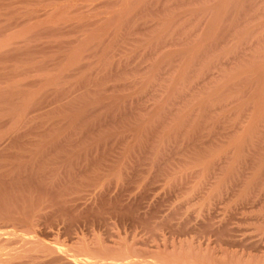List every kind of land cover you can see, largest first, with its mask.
<instances>
[{"label":"rangeland","instance_id":"374dc122","mask_svg":"<svg viewBox=\"0 0 264 264\" xmlns=\"http://www.w3.org/2000/svg\"><path fill=\"white\" fill-rule=\"evenodd\" d=\"M224 1L225 0H0V148L3 147L0 155L4 154V152H6L7 155L12 154L14 151L23 152L21 151L22 149L29 151L30 148L34 145V148L32 147V149L30 150L33 153L34 149H37L42 145L44 146L47 142L51 143L56 141H65L64 144H66L67 142L66 145H68V141H72L71 143L73 146L74 141L79 140L83 145L80 142L78 143L83 147H86L84 145L86 141H90L89 144L91 145V147L88 145V143L87 145L88 148L90 147L89 150H91L90 155L93 153L92 156H94L96 154L94 152L98 151L92 152V149L96 150L95 145L92 144H97L96 142H98L99 144V141H105V139L108 137L106 139H109L108 142L110 140H115L114 143H112V146L114 147L115 145L116 148L118 146L117 140H119V142L122 141L119 145H124L125 142L123 143V141H127V144L125 143L124 147H128V150L129 146L133 144L131 145V147L133 146L134 148V151L132 152L130 150L128 151L127 148H124L122 146V148L119 146V149H125L126 151L124 153L126 155L129 154L128 152H131L130 154L133 153L134 156H136L133 157L135 159L134 163L132 162L131 164H129L131 160L129 161L126 159L130 155H128V157L124 155V159V156L120 154L122 158L120 159L119 153H117L120 150H116L117 152L115 153H117L118 156L114 153L115 158L117 156L120 160L117 158V162H111L112 164L108 163V166L110 165V167L107 166L108 168L105 167V169H102L104 171L106 169V171H108L109 169V174H105L106 171L105 173L103 171V175H105L106 177H100V174L99 177L94 175L93 180L87 181V183H92H88V185L86 186L84 182L85 186H80L81 188H78V185H76L77 188H75L74 184L73 187L76 189L75 193L73 191V187H71L72 192H67L70 189L64 192H58V186L55 183H52L42 188H38L36 184V188L34 185L32 186V184L29 186L27 185L22 187L21 189L18 188V190H13V193L11 194L12 189L9 191L11 186L8 185V181L6 180L9 179V176L11 177L12 173L5 172V176L8 177V179H5L6 177L4 178L5 181H2L3 186L0 183V199L1 197L3 199L4 190L6 191L9 188L7 186H10L7 191L8 193L10 192V195H12L13 197L11 198L9 194L7 195L6 191V195L4 196V198L6 196H9V198L7 199L11 201L10 203V201L8 200V203L11 204L10 207L14 206L12 210L14 213H12L13 216H19L23 218L25 215L27 220H34V224H38V222H41L43 224V221H47V218L51 217V213H53L57 209L60 203L63 204L67 201H64L65 198L68 197L67 202H69V199L73 200L72 197H74V195L77 193L78 195L80 194V198L76 194L78 197H75L71 204H76L77 206H79V212L80 210L81 212H83V214L85 212L87 216L89 215L88 218H90V220H93L94 224L96 222L98 225L100 224V226H102L101 229L100 226H96V224L94 226L93 222H91V225H93H90L91 228L82 226L83 231H79L80 228L78 229L79 233L82 231V234L80 235H83L85 233L84 235L87 234L86 238L90 237L89 239L100 237L104 240H113L112 238H114L115 236L117 242L119 240V242H121V240L124 238L127 239V241H132V238L135 236L136 239L134 240L136 242L144 241L151 246L156 245V243H158V245H162L165 242L172 244L173 242L175 243V241V244L179 245L182 242L181 246L183 245L182 247L184 248V250L188 246L187 244H189V241H191L192 244V241L195 242V240H197L196 243L200 242L199 244L201 245V242H203V240L205 239V242L202 243V248H200L199 244H197L199 246H195L196 243L193 246L194 250L196 247L197 251L201 249L202 251H205L206 247H204V245H206L205 243L208 237H201L199 235L197 236V233H200L202 231L206 232V230H202L203 227H201V225H204L203 221L205 223L210 222L208 220L210 218V220L214 219L212 221V224L215 225L218 223H229V228L236 229L235 231L238 230L239 232L237 233L241 232L239 236H243L242 233H244L245 236H261V232L264 231V174H262L264 173V168H262L261 170L259 169L260 166H257L260 162L261 165L262 162L264 163V126L262 128V125H264V101L261 103L262 98H260L264 97V87L262 88V86L264 85V72L261 71V69H264V0ZM221 4L222 6L226 5V7H224L225 10L222 8V6H220ZM125 6H127L128 8H126ZM218 12H220L222 16H220ZM215 16H217V18ZM219 16L223 19L217 20L218 18H220ZM120 23L121 25H119ZM248 35L249 38H247ZM232 50L234 51V53ZM259 65H262L261 68ZM157 66L159 68H157ZM253 67L256 68L254 69ZM251 68L257 71L252 72ZM258 71L260 73H258ZM153 73H155V75H153ZM261 74L263 76H260ZM258 75L259 77H261L260 79L257 77ZM152 76L153 78L151 79ZM231 76L233 78L234 76H236L238 78L236 79V81L238 80V83H235L233 81V84H227L226 82L232 81ZM177 82L180 84L178 85ZM262 83L263 85H261ZM224 84H226L227 86H230V84H232L233 87H226V89L224 88ZM172 85L175 87H173ZM184 86L186 87L184 88ZM176 87H178V89L180 90H178ZM259 89L261 90V92H258L260 91ZM215 91L216 93H214ZM256 91L260 94L258 95ZM211 95H213V97ZM252 95L254 96L252 97ZM130 98L132 101L130 100ZM174 98L177 102L174 100ZM258 98L260 99L256 100ZM205 99L211 100V102H209L206 106H203L202 103ZM129 100L131 102H129ZM28 103H30V105ZM258 103L260 104V106H258L257 109ZM183 107L185 108V110ZM162 108H164V111ZM188 112L190 113V115L188 114ZM186 113L187 115H185ZM20 115L21 117L19 118ZM179 115L181 118L184 117V119L182 118L183 120H180L181 118L179 117ZM254 116H258L259 120ZM166 117L168 120L164 119ZM18 118L20 120H18ZM199 119L201 121L203 120L202 122L200 121V126L202 125L201 123H203V127H198L199 123H195V120L196 122H199ZM152 122L154 123L153 125ZM175 122L178 125V130H176L177 125L176 128L173 127L175 126ZM76 123L77 125H75ZM193 124L195 125L194 127ZM253 124L255 125V128L253 127ZM179 125H181V128L179 127ZM146 129H148L149 132L146 131ZM143 130H145L146 132ZM116 131L118 132V134ZM129 132H131V134ZM194 132L197 133L195 134ZM250 132H253L254 136H249L252 138H246L245 142H241L242 144L240 147H236V143L239 145L238 142L244 140L245 134L247 135ZM254 132H256V134ZM133 133L134 136H136L135 138L133 136ZM160 133L163 134V136H161ZM101 134L103 135L100 136ZM168 135H170L171 137H168ZM200 137L204 138L205 140L201 139ZM59 138H61V140ZM86 138L88 139L86 140ZM94 138L98 141L96 140L95 142ZM180 138L184 141L179 144V147L178 145H176V149L175 144H177V142L179 141L178 139ZM16 139L18 140L17 142H15ZM200 139L202 141H205V143H199ZM41 140L43 141V143ZM29 141H31V143ZM147 141H149V143L151 144L153 143V146H149V143H147ZM251 141H257L256 143H253L256 144L254 145V147L251 144ZM11 142L15 144L13 145V147L12 145H10L12 144ZM22 142L24 143V146ZM34 142H39V144ZM3 143L6 146L7 144H9L10 147H8V151H6V149L4 151L5 145ZM78 143H76L75 145L77 146ZM138 143L147 144H142V146ZM206 143L208 144L206 145ZM28 145L30 148L26 147ZM135 145H137V147ZM144 145L145 148L147 146H149L150 148H147V152L148 150L152 152L147 153L145 148H142L144 147ZM197 146H200L201 149H199L200 147L198 148ZM14 147H16L17 150H15L16 148ZM140 147L142 148V154L138 152L140 151ZM179 148L181 149V151L179 150ZM239 148L241 150H239ZM39 149L40 148H38V150ZM177 150L180 151V155H178L179 153H177ZM136 151L141 155H137ZM194 151L196 155L194 154ZM237 151H240L242 153L240 154V152L238 153ZM144 152L146 153L143 154ZM156 152H158L159 155ZM161 152L163 155L165 153V158L163 157ZM170 152L174 153V155L172 153V157L170 156ZM182 152L183 154H181ZM205 152L207 153L204 154ZM244 152L249 153H247L246 155V153ZM236 153L237 155H240L239 160H242V158L244 157L243 161H238L237 164L235 162ZM232 155L234 157V160L232 159ZM137 156H140V158H138ZM147 156L149 157L148 159ZM142 157L144 160L142 159V161H139V159H141ZM211 157H216V159L213 158L215 160L213 162L214 166L212 165L213 167H211V165H209V167H211L212 169H214V167L216 168V175L211 168V172L208 174V170L210 171V169H208L209 167H207V171H205V168L207 166V164L205 163L206 161L199 162ZM219 157L221 158L219 159ZM0 158H2V156H0ZM94 159H96L95 156ZM250 159L254 164H251ZM0 160H3V158ZM26 161L28 162L29 160L27 159ZM163 161L165 163H162ZM246 161H250L248 162L249 166H247V169H245V166L247 165V163H245ZM136 162L138 165L136 164ZM177 162L178 165L180 164L179 166L177 165ZM186 162L188 163L186 164ZM229 162L230 164H228ZM234 162V171L236 173H234V171L233 173H230L229 168L232 167ZM240 163L242 166L239 165ZM119 164L124 166L121 167V165ZM132 164L134 167L135 165H137L136 169H132L134 168L133 166L131 167ZM118 165L121 167L120 169ZM171 166H174L175 168H171ZM240 169L241 171H239L238 173V170ZM135 170L137 171L135 172ZM192 170H194L195 172ZM158 171L161 172V174ZM249 171H251V173ZM228 172L231 174L230 178L229 176H227L228 174L226 175V173ZM133 173L135 174L132 175ZM157 173L159 176L157 175ZM163 173H165L166 175ZM169 173H171V175ZM256 173L261 174L260 178L258 179V175L256 178L257 181L253 184H250L249 182L253 180ZM64 174L62 173V175H64L65 177H58L61 174L57 175V177L62 180L67 177V173L64 172ZM89 174L88 177L92 175ZM117 174L120 175L118 176ZM175 174L177 175V177ZM192 174L193 176H195L193 177ZM210 174L213 176L211 177ZM240 174L242 175L241 179L239 178ZM145 175L147 177H145ZM234 175H238L239 177H237L242 180L243 183L242 181L240 182L236 176V178H234ZM85 176H87V174ZM166 176H168V178ZM207 176H209L210 178H208ZM224 176L227 179L226 182ZM175 177L176 180L174 179ZM227 177L229 178V180ZM73 178L78 177L73 176ZM80 178L83 179L84 176H80ZM100 178L102 181L99 180ZM199 178L202 180L200 181L201 184L199 182ZM232 178H234V180ZM57 179L55 178V180ZM214 179H217L216 183ZM141 180L144 182H142ZM221 180H224L223 182L226 183V185L222 182L224 186L223 184H221L222 186L220 187L219 182H221ZM237 180L239 181V183ZM131 183H133V185ZM208 183L210 185H208ZM137 184L142 185L140 187ZM216 184L219 186V188ZM4 186L7 188L4 189ZM199 186L201 189H198ZM137 187H140V190H138ZM77 189L79 190L77 191ZM80 189H83L84 191H81ZM217 189L219 192H216ZM228 190H230V192ZM28 192H30V194H28ZM215 192L218 194H216ZM70 194L72 195V197L70 196ZM94 194L96 195V197ZM209 194H211V196ZM28 195L31 196L29 197ZM216 195L218 196V198ZM210 197H212V199H210ZM207 199L209 202L207 201ZM0 205V209H4V206H7L8 204L4 205L1 202ZM192 206H196V208ZM83 208L85 209L82 210ZM21 210H24L25 213H22ZM206 211L209 213H207ZM35 212L37 213L35 214ZM45 212L49 217L46 218V216H44L46 215ZM33 214L35 216H33ZM74 214L77 215L78 213ZM83 214L82 217L85 216V214ZM97 214L98 216L99 214L100 216H103V220L101 217H97ZM183 215L184 218L182 217ZM135 216L136 218L137 216L138 218L141 216V219L142 217H144V219L140 220L139 223V220H137ZM105 218L107 219V221L104 220ZM163 218L166 222H164ZM204 218H206V220ZM131 219H133L134 221H132ZM148 219L154 223L150 222L152 224H149ZM136 220L140 224V228H138L139 225H137L138 223L136 222ZM156 221H159V224H157ZM101 222H103V224ZM106 222L108 223L107 227H105L107 225ZM134 222L137 224H132ZM161 222H163L164 224ZM160 223L163 224L164 229H161L162 225L160 226ZM60 224L61 223H59L60 227L58 225L57 226L59 228H62L63 224ZM165 225L166 227H169H167L168 230ZM171 225L175 227L172 228V230L174 229L173 232L170 228ZM134 226L136 227L134 228ZM98 227L99 229L97 230ZM144 227L145 229L142 230V228ZM154 227H156L157 231L154 230ZM42 229L43 231L41 232ZM42 229L41 226H37L36 229L37 232H40V237L42 236L41 239H44V241H48V239L51 240L52 236L48 232H50L49 230L55 231L56 228H49L48 231L46 230L47 232L44 230L45 228H43V226ZM146 229L148 230L149 234H147ZM158 230H160V232L157 234ZM198 230L202 231L199 232ZM107 231L109 234L107 233ZM152 231H155V234H157L159 237H157V235L156 237L152 235V233L154 234V232ZM117 232H121V234ZM95 233L97 235H94ZM151 235L156 239H153ZM159 238L162 241L160 240V242H158ZM134 240L132 242L130 241V244H132ZM153 240H156L157 242H154ZM210 240H215V237ZM122 243L124 244L123 240ZM143 247H140L139 244V247L137 248L136 246V249H140L139 251H142L141 248ZM197 247H199V249H197ZM145 248L146 246L144 247L143 251L145 250ZM189 248L190 249L188 250V253H185L186 255H190L192 253L191 247ZM172 249L173 248L171 247V252H173ZM179 249H181L180 246ZM237 250L241 249H236V251ZM165 251L164 248L163 251L161 248V252ZM59 254L60 256L65 255L64 257H66V254H64L63 252H55L56 256H59Z\"/></svg>","mask_w":264,"mask_h":264},{"label":"bare ground","instance_id":"6f19581e","mask_svg":"<svg viewBox=\"0 0 264 264\" xmlns=\"http://www.w3.org/2000/svg\"><path fill=\"white\" fill-rule=\"evenodd\" d=\"M226 1V0H225ZM224 1V2H225ZM231 1V0H230ZM256 1V0H255ZM193 2V1H192ZM229 2V1H228ZM252 3V2H251ZM130 4V3H129ZM157 4V3H156ZM235 4V3H234ZM126 5V4H125ZM223 5H224V3H223ZM220 6H222V4L220 5ZM230 6V5H229ZM238 6H239V4H238ZM126 8H128L127 6H125ZM224 7H226V5L225 6H222V8L225 10V8ZM126 8H125V10H126ZM149 8V7H148ZM219 9V8H218ZM128 11H129V9H128ZM215 11V10H214ZM230 11V10H229ZM215 13V12H214ZM122 14H123V12H122ZM216 14V13H215ZM214 14V15H215ZM218 14H220V16H222V14L220 13V12H218ZM125 15H126V13H125ZM217 15V14H216ZM219 16V17H220ZM216 18H217V16H215ZM228 17V16H227ZM219 19H223V18H218L217 20H219ZM226 21V20H225ZM121 22V21H120ZM222 24V23H221ZM119 25H121V23L119 24ZM118 25V26H119ZM120 28V27H119ZM213 29V28H212ZM214 30V29H213ZM229 30V29H228ZM250 31V30H249ZM209 33V32H208ZM250 33V32H249ZM255 33V32H254ZM222 34V33H221ZM213 35H215V34H213ZM219 35V34H218ZM255 35V34H254ZM240 36H242V35H240ZM99 37V36H98ZM210 37H213V36H210ZM209 37V38H210ZM258 37V36H257ZM187 38H188V36H187ZM247 38H249V35H248V37ZM234 39V38H233ZM203 40V39H202ZM210 40V39H209ZM222 40V39H221ZM242 41H243V39H242ZM206 42V41H205ZM248 42V41H247ZM261 42V41H260ZM210 43V42H209ZM262 43V42H261ZM211 44V43H210ZM245 44V43H244ZM214 46V45H213ZM262 46V45H261ZM237 47V46H236ZM233 48V47H232ZM259 48V47H258ZM231 49V48H230ZM236 49V48H235ZM192 50H193V48H192ZM208 50V49H207ZM214 50V49H213ZM242 50V49H241ZM240 50V51H241ZM18 51V50H17ZM200 51V50H199ZM233 51V50H232ZM251 51V50H250ZM257 51V50H256ZM181 52V51H180ZM183 52V51H182ZM207 52V51H206ZM237 52V51H236ZM233 53H234V51H233ZM176 54V53H175ZM203 54V53H202ZM214 54V53H213ZM9 55V54H8ZM210 55V54H209ZM222 55V54H221ZM177 56V55H176ZM179 56V55H178ZM185 56V55H184ZM78 57V56H77ZM237 57V56H236ZM79 58V57H78ZM215 58V57H214ZM234 58V57H233ZM197 59V58H196ZM220 59V58H219ZM229 59V58H228ZM238 59V58H237ZM194 60V59H193ZM192 60V61H193ZM202 60V59H201ZM240 60V59H239ZM172 61V60H171ZM197 61V60H196ZM212 61V60H211ZM210 61V62H211ZM166 62V61H165ZM209 62V61H208ZM233 62V61H232ZM246 62V61H245ZM197 63V62H196ZM223 63V62H222ZM258 63V62H257ZM105 64H107V63H105ZM172 64V63H171ZM227 64H229V63H227ZM246 64V63H245ZM77 65V64H76ZM160 65H161V62H160ZM166 65V64H165ZM170 65V64H169ZM189 65V64H188ZM214 65V64H213ZM105 66V65H104ZM196 66H198V65H196ZM200 66V65H199ZM211 66V65H210ZM260 66V65H259ZM262 66V65H261ZM261 66H260V68H261ZM258 67V66H257ZM157 68H159L158 66H157ZM170 68V67H169ZM214 68V67H213ZM254 68V67H253ZM253 68H251L252 70V72H254V71H257V70H253ZM256 68V67H255ZM254 68V69H255ZM259 68V67H258ZM107 69V68H106ZM111 69V68H110ZM125 69V68H124ZM161 69V68H160ZM182 69V68H181ZM219 69V68H218ZM170 70V69H169ZM205 70V69H204ZM242 70V69H241ZM245 70V69H244ZM264 70V69H263ZM262 69H261V71L262 72H264ZM96 71V70H95ZM107 71V70H106ZM118 71V70H117ZM129 71V70H128ZM154 71V70H153ZM164 71V70H163ZM162 71V72H163ZM199 71V70H198ZM208 71V70H207ZM225 71V70H224ZM108 73V72H107ZM118 73V72H117ZM200 73V72H199ZM258 73H260L259 71H258ZM119 74V73H118ZM164 74V73H163ZM213 74V73H212ZM234 74H235V72H234ZM233 74V75H234ZM239 74V73H238ZM247 74V73H246ZM116 75V74H115ZM153 75H155V73H153ZM200 75V74H199ZM206 75V74H205ZM178 76V75H177ZM229 76V75H228ZM248 76V75H247ZM260 76H263L262 74L260 75ZM114 77V76H113ZM173 77V76H172ZM184 77V76H183ZM232 77V76H231ZM242 77V76H241ZM253 77H254V74H253ZM259 79L261 78V77H259V75L257 76ZM153 78V76L151 77V79ZM155 78V77H154ZM180 78V77H179ZM188 78V77H187ZM204 78V77H203ZM230 78V77H229ZM256 78V77H255ZM98 79V78H97ZM176 79H177V77H176ZM236 79H238L236 76H234V78L232 77V81H229V82H226L227 84H229V83H232L233 84V81L236 83L237 81H236ZM257 79V78H256ZM106 80V79H105ZM171 80V79H170ZM175 80V79H174ZM173 80V81H174ZM182 80V79H181ZM180 80V81H181ZM184 80V79H183ZM187 80V79H186ZM205 80V79H204ZM262 80V79H261ZM179 81V82H180ZM254 81V80H253ZM256 81V80H255ZM259 81V80H258ZM100 82V81H99ZM103 82V81H102ZM105 82V81H104ZM175 82V81H174ZM174 82H172V83H174ZM262 82V81H261ZM126 83V82H125ZM159 83V82H158ZM194 83V82H193ZM215 83H216V81H215ZM238 83V82H237ZM254 83V82H253ZM59 84V83H58ZM92 84V83H91ZM156 84V83H155ZM177 84L179 85L180 83H178L177 82ZM232 84H230V86H232ZM249 84V83H248ZM86 85V84H85ZM126 85V84H125ZM144 85H145V83H144ZM161 85V84H160ZM174 85V84H173ZM172 85V86H173ZM177 85V86H178ZM225 85V87L224 88H228V87H230V86H227L226 84H224ZM257 85H258V83H257ZM261 85H263V83L261 84ZM94 86V85H93ZM96 86V85H95ZM143 86V85H142ZM152 86H153V84H152ZM183 86V85H182ZM217 86V85H216ZM99 87V86H98ZM146 87V86H145ZM173 87H175V86H173ZM179 87V86H178ZM178 87H176L177 89H178ZM186 86H184V88H185ZM233 87V86H232ZM261 87V86H260ZM264 87V85L262 86V88ZM96 88V87H95ZM120 88V87H119ZM132 88V87H131ZM159 88V87H158ZM168 88V87H167ZM172 88V87H171ZM220 88V87H219ZM226 88V89H227ZM231 88V87H230ZM248 88V87H247ZM253 88V87H252ZM251 88V89H252ZM59 89V88H58ZM118 89V88H117ZM151 89V88H150ZM154 89V88H153ZM169 89V88H168ZM175 89V88H174ZM176 89V90H177ZM223 89V88H222ZM237 89V88H236ZM152 90V89H151ZM178 90H180V89H178ZM185 90V89H184ZM217 90V89H216ZM231 90V89H230ZM260 90V89H259ZM187 91V90H186ZM219 91H220V89H219ZM94 92V91H93ZM147 92H148V90H147ZM178 92V91H177ZM218 92V91H217ZM241 92V91H240ZM249 92H250V90H249ZM257 92V91H256ZM258 92H261V90L260 91H258ZM257 92V93H258ZM65 93V92H64ZM214 93H216V91L214 92ZM234 93V92H233ZM264 93V92H263ZM262 93V94H263ZM53 94V93H52ZM140 94H141V92H140ZM139 94V95H140ZM180 94H181V92H180ZM212 94V93H211ZM235 94V93H234ZM256 94V93H255ZM260 93H258V95H259ZM62 95V94H61ZM122 95V94H121ZM131 95V94H130ZM134 95V94H133ZM150 95V94H149ZM158 95V94H157ZM170 95H171V93H170ZM209 95V94H208ZM216 95V94H215ZM215 95H214V97H215ZM244 95V94H243ZM257 95V94H256ZM255 95V96H256ZM33 96V95H32ZM55 96V95H54ZM64 96V95H63ZM127 96H129V95H127ZM135 96V95H134ZM142 96V95H141ZM160 96H161V94H160ZM175 96V95H174ZM212 97H213V95H211ZM231 96V95H230ZM233 96V95H232ZM254 95H252V97H253ZM261 96V95H260ZM264 96V95H263ZM48 97V96H47ZM53 97V96H52ZM116 97V96H115ZM136 97V96H135ZM170 97V96H169ZM244 97H246V96H244ZM248 97V96H247ZM257 97H259V96H257ZM118 98V97H117ZM140 98V97H139ZM157 98V97H156ZM182 98V97H181ZM207 98V97H206ZM260 98H262L261 99V103L264 101V97H260ZM260 98H258V99H256V100H259ZM31 99V98H30ZM48 99V98H47ZM46 99V100H47ZM124 99V98H123ZM167 99V98H166ZM165 99V100H166ZM173 99V98H172ZM209 99V98H208ZM204 100V102L202 103L203 104V106H206L209 102H211V100ZM210 99H211V97H210ZM34 100V99H33ZM50 100V99H49ZM60 100V99H59ZM65 100V99H64ZM97 100V99H96ZM103 100V99H102ZM125 100V99H124ZM130 100H131V98H130ZM129 100V102H131ZM138 100V99H137ZM143 100V99H142ZM145 100V99H144ZM169 100V99H168ZM174 100H175V98H174ZM216 100H217V98H216ZM233 100V99H232ZM248 100V99H247ZM140 101H141V99H140ZM176 101V100H175ZM174 101V102H175ZM236 101V100H235ZM242 101V100H241ZM251 101V100H250ZM255 101V100H254ZM7 102V101H6ZM28 102V101H27ZM95 102V101H94ZM127 102V101H126ZM177 102V101H176ZM182 102V101H181ZM202 102V101H201ZM217 102V101H216ZM227 102V101H226ZM98 103H99V101H98ZM122 103V102H121ZM133 103V102H132ZM168 103V102H167ZM173 103V102H172ZM191 103V102H190ZM220 103V102H219ZM251 103V102H250ZM29 105H30V103H28ZM32 104V103H31ZM53 104V103H52ZM118 104H120V103H118ZM139 104V103H138ZM201 104V103H200ZM243 104H244V102H243ZM245 104H246V102H245ZM255 104V103H254ZM253 104V105H254ZM48 105V104H47ZM62 105V104H61ZM66 105V104H65ZM132 105V104H131ZM176 105V104H175ZM187 105V104H186ZM232 105V104H231ZM119 106V105H118ZM138 106V105H137ZM162 106V105H161ZM178 106H179V104H178ZM228 106V105H227ZM240 106V105H239ZM255 106V105H254ZM258 106H260V104L258 103L257 104V109H258ZM46 107V106H45ZM140 107V106H139ZM170 107V106H169ZM233 107V106H232ZM263 107V106H262ZM133 108V107H132ZM184 108V107H183ZM187 108V107H186ZM191 108V107H190ZM52 109V108H51ZM128 109V108H127ZM163 109V111H164V108H162ZM171 109V108H170ZM176 109V108H175ZM254 109V108H253ZM256 109V108H255ZM259 109H261V108H259ZM112 110V109H111ZM119 110V109H118ZM121 110V109H120ZM179 110V109H178ZM184 110H185V108H184ZM221 110V109H220ZM224 110V109H223ZM237 110H239V109H237ZM129 111H130V109H129ZM133 111V110H132ZM131 111V112H132ZM135 111V110H134ZM187 111V110H186ZM186 111H184V112H186ZM211 111V110H210ZM113 112V111H112ZM126 112V111H125ZM160 112V111H159ZM184 112H183V114H184ZM260 112V111H259ZM263 112H264V110H263ZM134 113V112H133ZM171 113V112H170ZM175 113V112H174ZM229 113V112H228ZM257 113H258V110H257ZM118 114H120V113H118ZM188 114L190 115V113L188 112ZM223 114V113H222ZM235 114V113H234ZM24 115V114H23ZM129 115V114H128ZM155 115V114H154ZM158 115H160V114H158ZM166 115V114H165ZM168 115V114H167ZM181 115V114H180ZM180 115H179V117H180ZM185 115H187V113L185 114ZM184 115V116H185ZM226 115V114H225ZM243 115V114H242ZM131 116V115H130ZM163 116V115H162ZM171 116V115H170ZM198 116V115H197ZM227 116V115H226ZM233 116V115H232ZM240 116V115H239ZM256 116V115H255ZM254 116V117H255ZM21 117V115L19 116V118ZM79 117V116H78ZM112 117V116H111ZM115 117V116H114ZM126 117H127V115H126ZM154 117V116H153ZM159 117V116H158ZM174 117V116H173ZM172 117V118H173ZM189 117V116H188ZM231 117V116H230ZM259 117H261V116H259ZM18 118V120H20ZM181 118V117H180ZM179 118V119H180ZM183 119H184V117H182ZM180 119V120H183V119ZM187 118V117H186ZM185 118V119H186ZM232 118V117H231ZM255 118H257L258 119V116L257 117H255ZM17 119V118H16ZM104 119V118H103ZM159 119V118H158ZM162 119H163V117H162ZM164 119H166V120H168L167 119V117L166 118H164ZM179 119H178V121H179ZM190 119V118H189ZM217 119H218V115H217ZM216 119V120H217ZM165 120V121H166ZM177 120V119H176ZM188 120V119H187ZM192 120V119H191ZM239 120V119H238ZM241 120V119H240ZM259 120V119H258ZM264 120V119H263ZM22 121V120H21ZM74 121V120H73ZM117 121V120H116ZM152 121V120H151ZM170 121V120H169ZM172 121V120H171ZM177 121V122H178ZM185 121V120H184ZM193 121V120H192ZM200 119H199V122H196V120H195V123H199L198 124V127L200 126ZM203 121V120H202ZM201 121V122H202ZM219 121H220V119H219ZM260 121H261V119H260ZM28 122V121H27ZM139 122V121H138ZM157 122V121H156ZM173 122V121H172ZM218 122V121H217ZM224 122V121H223ZM229 122V121H228ZM234 122V121H233ZM19 123V122H18ZM23 123V122H22ZM113 123V122H112ZM182 123H183V121H182ZM186 123V122H185ZM193 123V122H192ZM253 123V122H252ZM251 123V124H252ZM154 123L152 122V125H153ZM162 124H165V123H162ZM167 124V123H166ZM202 125H203V123H201ZM228 124V123H227ZM255 124H257V123H255ZM75 125H77V123L75 124ZM156 125V124H155ZM175 126H173V127H175L176 128V122H175V124H174ZM201 125V126H202ZM224 125V124H223ZM254 125V124H253ZM163 126V125H162ZM184 126V125H183ZM190 126V125H189ZM195 125L193 124V127H194ZM200 126V127H201ZM227 126V125H226ZM231 126V125H230ZM263 126L264 125H262V128H263ZM15 127V126H14ZM18 127H19V125H18ZM80 127V126H79ZM126 127V126H125ZM179 127L181 128V125H179ZM203 127V126H202ZM240 127V126H239ZM254 128H255V125L253 126ZM261 127V126H260ZM31 128V127H30ZM155 128V127H154ZM160 128V127H159ZM163 128V127H162ZM166 128V127H165ZM196 128H197V124H196ZM226 128V127H225ZM254 128H253V131H254ZM117 129V128H116ZM124 129V128H123ZM135 129V128H134ZM152 129H153V127H152ZM170 129V128H169ZM169 129H166V130H169ZM189 129V128H188ZM200 129H202V128H200ZM15 130H16V128H15ZM99 130V129H98ZM142 130V129H141ZM156 130H157V128H156ZM176 130H178V125H177V129ZM180 130V129H179ZM191 130V129H190ZM251 130V129H250ZM260 130H261V128H260ZM83 131H85V130H83ZM128 131V130H127ZM136 131V130H135ZM143 131H145V130H143ZM142 131V132H143ZM146 131H148V129H146ZM145 131V132H146ZM171 131V130H170ZM184 131V130H183ZM196 131V130H195ZM229 131V130H228ZM227 131V132H228ZM256 131V130H255ZM258 131V130H257ZM20 132V131H19ZM91 132V131H90ZM101 132V131H100ZM117 132V131H116ZM149 132V131H148ZM151 132V131H150ZM178 132V131H177ZM187 132V131H186ZM185 132V133H186ZM231 132V131H230ZM16 133V132H15ZM22 133V132H21ZM83 133V132H82ZM113 133V132H112ZM130 134H131V132H129ZM136 133H137V131H136ZM190 133V132H189ZM195 133V132H194ZM197 133V132H196ZM195 133V134H196ZM255 134H256V132H254ZM10 134V133H9ZM18 134V133H17ZM78 134V133H77ZM104 134V133H103ZM103 134H101L100 136H102ZM117 134H118V132H117ZM138 134V133H137ZM146 134V133H145ZM168 134V133H167ZM173 134H175V133H173ZM182 134V133H181ZM187 134V133H186ZM237 134V133H236ZM260 134V133H259ZM23 135V134H22ZM67 135V134H66ZM87 135V134H86ZM94 135V134H93ZM115 135V134H114ZM140 135V134H139ZM155 135V134H154ZM160 135L161 136H163V134H161L160 133ZM207 135V134H206ZM254 136L253 135V132H250L249 134H245V138H244V140H242V141H240L241 140V138H240V142H238L239 143V145L236 143V147H240L241 146V144L243 143V141L245 142L246 141V138H252V137H249V136ZM89 136V135H88ZM133 136H134V133H133ZM149 136V135H148ZM157 136V135H156ZM205 136V135H204ZM211 136V135H210ZM237 136V135H236ZM13 137V136H12ZM17 137V136H16ZM15 137V138H16ZM21 137V136H20ZM19 137V138H20ZM59 137V136H58ZM61 137V136H60ZM77 137V136H76ZM115 137V136H114ZM136 136H134V138H135ZM151 137V136H150ZM159 137V136H158ZM168 137H171L170 135H168ZM181 137H183V136H181ZM188 137V136H187ZM186 137V138H187ZM193 137V136H192ZM192 137H191V139H192ZM241 137H242V135H241ZM18 138V137H17ZM64 138V137H63ZM68 138V137H67ZM78 138V137H77ZM105 138V137H104ZM108 138V137H107ZM106 138V139H107ZM149 138V137H148ZM157 138V137H156ZM160 138V137H159ZM164 138V137H163ZM201 138V137H200ZM224 138V137H223ZM22 139V138H21ZM23 139H24V137H23ZM60 140H61V138H59ZM65 139V138H64ZM73 139V138H72ZM79 139V138H78ZM88 138H86V140H87ZM105 139V141L103 140H101V141H99V144H98V142H96V140H95V138H94V140H95V142L97 143V144H92V145H95V148H96V150H93L92 149V152L93 151H98V152H94V153H96V154H98V155H94L95 157H96V159H94V156H92L93 155V153L90 155V153H91V150H89V148L91 147V145L89 144V142L90 141H84L83 143H84V145L86 146V147H83L82 145V142L81 141H76V143H78V142H80L81 144H79V146H78V144H77V146L75 145L76 143H75V141H74V143H73V146H72V141L71 142H69L68 141V145H66L67 144V142H66V144H64L65 143V141H56V142H51V143H49V142H47L43 147L42 146H40V147H38V148H40L39 150H38V148L37 149H34V151H33V153H32V151H30L31 149H32V147L34 146H32L31 148L29 147V145L28 146H26L27 148L29 147L30 148V150L28 151H26L25 149V151L22 149L21 151H23V152H11L12 154H6V152H4L5 151V149H6V151H8L7 149H9L8 147H10L9 146V144H7V146L5 147L4 146V154H2V155H0V156H2V158H3V160H0V172H2V173H0V179H1V177H2V179L0 180V183L2 184L3 182L2 181H5V179H8V177H6L5 176V172H9V173H12V175H11V177L9 176V179L8 180H6V181H8L7 183H8V185H10L11 186V188H10V186H7V187H9L8 189H9V191L12 189V192H11V194L13 193V190H18V188L19 189H21L22 187H24V186H29V185H31L32 184V186L34 185L35 186V184H36V186L38 187V188H42V187H45L46 185H48V184H52V183H55L58 187V189L57 190H59L58 192H64V191H66V190H68V189H70V190H68L67 192H70L71 190H72V188L71 187H73V185L75 186V188H77L76 187V185H78L79 187L78 188H81L80 186H85V184H86V186L88 185V183H87V181L89 180H93V176L95 175V176H98L99 177V174H100V177H102V176H104V177H106L105 175H103L104 173H105V171L107 170H102V169H105V167L106 168H108V167H110V165L108 166V163L110 164L111 162H113V163H115V162H117L116 160H117V156H118V154L117 153H119V157H120V159H122L121 158V156H120V154H122V156H127L128 157V155H130V156H132V157H128L126 160H131L130 161V163L129 164H131L132 162L134 163V158L133 157H136V156H134V154L132 153V154H130L132 151H134V148H133V146L131 147V145H133V144H131L130 146H129V150L131 151V152H128L129 154L128 155H126L124 152L126 151L125 149H119V146L121 147H124L125 146V143L127 144V141H125L124 140V138H123V143H124V145L122 144V145H119V144H121V142L122 141H120L119 142V140H117L118 141V146H117V148L115 147V145H114V147L112 146V143H114V141L115 140H110L109 142H111V141H113V142H111V143H109L108 142V140H106ZM143 139V138H142ZM169 139V138H168ZM181 139V138H180ZM180 139H178L179 141H180ZM185 139V138H184ZM201 139H204V138H201ZM200 139V141H199V143H201V142H204L205 143V141H202ZM238 139V138H237ZM7 140V139H6ZM12 140V139H11ZM53 140V139H52ZM90 140V139H89ZM122 140V139H121ZM149 140V139H148ZM157 140V139H156ZM163 140V139H162ZM177 140V139H176ZM177 140V141H178ZM205 140V139H204ZM214 140V139H213ZM228 140H230V139H228ZM258 140V139H257ZM3 141V140H2ZM15 141V140H14ZM18 140L16 139V141L15 142H17ZM21 141V140H20ZM25 141V140H24ZM42 141V140H41ZM98 141V140H97ZM143 141V140H142ZM141 141V142H142ZM145 141V140H144ZM154 141V140H153ZM172 141V140H171ZM177 142V144H175V147H176V149H177V146L176 145H178V147L180 146L179 144L181 143V142H183L184 140H182L181 139V141L180 142ZM197 141V142H198ZM238 141V140H237ZM249 141V140H248ZM30 143H31V141H29ZM33 142V141H32ZM107 142V143H106ZM207 142V141H206ZM236 142V141H235ZM242 142V143H241ZM257 141H251V144L253 145V147H254V145H256V144H253V143H256ZM7 143V142H6ZM12 144H10V145H12V147H13V145H15L13 142H11ZM23 143V142H22ZM21 143V144H22ZM34 143H37V142H34ZM42 143H43V141H42ZM71 145H70V144ZM87 143H88V145L90 146L89 148H88V145H87ZM103 143H105V144H103ZM129 143V142H128ZM132 143H133V141H132ZM147 143H149V141H147ZM147 143H142V144H147ZM159 143V142H158ZM161 143H162V141H161ZM170 143V142H169ZM33 144V143H32ZM37 144H39V142L37 143ZM64 144V145H63ZM139 144V143H138ZM141 143L139 144V145H142ZM153 144V143H152ZM151 143H149L148 145L149 146H151L152 145ZM155 144V143H154ZM157 144V143H156ZM164 144V143H163ZM184 144V143H183ZM208 143H206V145H207ZM27 145V144H26ZM36 145V144H35ZM72 146V147H70V146ZM82 147H81V146ZM109 147H108V146ZM195 145V144H194ZM200 145V144H199ZM202 145H204V144H202ZM230 145V144H229ZM2 146V145H1ZM23 146H24V143H23ZM38 146V145H37ZM68 146V147H67ZM108 148H107V147ZM127 146V145H126ZM136 147H137V145H135ZM143 146V145H142ZM149 146H147L146 148H145V145H144V147H142V148H145V150H146V152H147V148L148 149H150L149 148ZM153 146V145H152ZM156 146V145H155ZM163 146V145H162ZM182 146H184V145H182ZM181 146V147H182ZM223 146V145H222ZM233 146H234V144H233ZM17 147V146H16ZM16 147H14V148H16ZM42 147V148H41ZM54 147H56V148H54ZM75 147H77V148H75ZM121 147V148H122ZM159 147V146H158ZM196 147V146H195ZM198 147V146H197ZM200 147V146H199ZM198 147V148H199ZM207 147V146H206ZM261 147V146H260ZM3 148V147H2ZM2 148H0V152H1V150H2ZM18 148V147H17ZM17 148L15 149V150H17ZM20 148H21V146H20ZM24 148V147H23ZM34 148V147H33ZM53 148H54V150H53ZM58 148V149H57ZM94 148V149H95ZM124 148H127V150H128V147H124ZM131 148V149H130ZM133 148V149H132ZM141 147H140V151H138V152H140L141 154H142V152H141V149H142ZM152 148V147H151ZM154 148V147H153ZM157 148V147H156ZM160 148V147H159ZM158 148V149H159ZM168 148V147H167ZM184 148V147H183ZM234 148V147H233ZM251 148V147H250ZM56 149V150H55ZM199 149H201V147L199 148ZM203 149V148H202ZM206 149V148H205ZM204 149V150H205ZM229 149V148H228ZM119 151V152H117V151ZM128 150V151H129ZM144 150V151H145ZM162 150V149H161ZM179 150L181 151V149L179 148ZM183 150V149H182ZM185 150V149H184ZM239 150H241L240 148H239ZM243 150V149H242ZM246 150V149H245ZM12 151V150H11ZM90 151V152H89ZM99 151H101V152H99ZM160 151V150H159ZM178 151V150H177ZM176 151V152H177ZM180 151H178L177 153H179ZM197 151H199V150H197ZM234 151V150H233ZM10 152V151H9ZM115 152H117V153H115ZM123 152V153H122ZM137 152V151H136ZM138 152H137V155H141L140 153L138 154ZM146 152H144L143 154H145ZM148 152H152V151H150V150H148ZM147 152V153H148ZM164 152V151H163ZM175 152V151H174ZM186 152V151H185ZM184 152V153H185ZM201 152V151H200ZM238 153L240 152V151H237ZM114 153L117 155L116 156V158H115V155H114ZM156 153H158V152H156ZM169 153V152H168ZM171 153V152H170ZM173 153V152H172ZM172 153L170 154V156L172 157ZM191 153H193V152H191ZM207 152H205L204 154H206ZM221 153V152H220ZM219 153V154H220ZM242 152H240V154H241ZM244 153H246V152H244ZM247 153H249V152H247ZM247 153H246V155H247ZM1 154V153H0ZM136 154V153H135ZM161 154H162V152H161ZM181 154H183V152L181 153ZM194 154L196 155V153H195V151H194ZM218 154V153H217ZM224 154V153H223ZM158 155H159V153H158ZM163 155V154H162ZM173 155H174V153H173ZM178 155H180V153L178 154ZM177 155V156H178ZM194 155V156H195ZM230 155V154H229ZM243 155V154H242ZM125 156H124V159H125ZM143 156V155H142ZM167 156V155H166ZM176 156V155H175ZM182 156V155H181ZM204 156V155H203ZM208 156V155H207ZM213 156H214V154H213ZM216 156V155H215ZM236 157V164H237V162L238 161H243V158H242V160H239L240 159V155L238 154L237 155V153H236V155H235ZM138 158H140V156H137ZM152 157V156H151ZM163 157L165 158V153H164V155H163ZM170 157V158H171ZM180 157V156H179ZM228 157V156H227ZM2 158H0V159H2ZM131 158V159H130ZM149 157L147 156V159H148ZM160 158H161V156H160ZM175 158V157H174ZM185 158H186V156H185ZM203 158V157H202ZM201 158V159H202ZM214 159H216V157H213ZM212 157L211 158H209V159H207L206 158V160H204V161H199V162H205L206 164H207V166H206V170L205 171H207V167H209V165H211V167H213L214 165H213V162L215 161L214 159H213ZM221 157H219V159H220ZM234 157H233V155H232V159H233ZM255 158H256V156H255ZM29 160L28 162L26 161V160ZM31 159V160H30ZM119 159V158H118ZM119 159V160H120ZM123 159V160H124ZM142 159H143V157L141 158V159H139V161L141 160L142 161ZM146 159V158H145ZM151 159V158H150ZM204 159V158H203ZM253 159V158H252ZM144 160V159H143ZM162 160V159H161ZM177 160V159H176ZM180 160V159H179ZM186 160H188V159H186ZM234 160V159H233ZM249 160V159H248ZM251 160V159H250ZM31 161V162H30ZM122 161V160H121ZM138 161V160H137ZM138 161V162H139ZM153 161H154V159H153ZM158 161H159V159H158ZM208 161V162H207ZM221 161V160H220ZM257 161V160H256ZM262 161V160H261ZM124 162H126V161H124ZM123 162V163H124ZM161 162V161H160ZM228 162V161H227ZM235 162H234V164L232 165V167H230L229 168V172L230 173H233V171L235 170L234 169V167H235ZM248 162H250V161H248ZM248 162L246 161L245 163H247V165L245 166V169H247V166H249V164H248ZM119 163V162H118ZM117 163V164H118ZM142 163V162H141ZM154 163V162H153ZM158 163V162H157ZM162 163H165L164 161L162 162ZM174 163V162H173ZM188 162H186V164H187ZM191 163V162H190ZM195 163V162H194ZM222 163H224V162H222ZM253 163V161L251 160V164ZM257 163H259V162H257ZM256 163V164H257ZM261 163V162H260ZM259 163V165L257 166V167H259L260 166V168L259 169H261L262 170V168H264V163L262 162V165ZM112 164V163H111ZM128 164V163H127ZM126 164V165H127ZM128 164V165H129ZM136 164H137V162H136ZM155 164V163H154ZM171 164V163H170ZM201 164V163H200ZM216 164V163H215ZM221 164V163H220ZM228 164H230V162L228 163ZM254 164V163H253ZM119 165H121V164H119ZM118 165V167H119V169L122 167V166H124V165H121V167ZM135 165V164H134ZM138 165V164H137ZM137 165H135V167L133 166V164L131 165V167L133 166L134 168H132L133 170L134 169H136V167H137ZM143 165V164H142ZM158 165V164H157ZM156 165V166H157ZM165 165V164H164ZM177 165H178V162H177ZM180 165V164H179ZM178 165V166H179ZM198 165V164H197ZM202 165H203V163H202ZM205 165V164H204ZM213 165V166H212ZM217 165V164H216ZM223 165V164H222ZM240 166H242L241 165V163L239 164ZM238 165V166H239ZM108 166V167H107ZM113 166V165H112ZM117 166V165H116ZM149 166H151V165H149ZM160 166V165H159ZM163 166V165H162ZM190 166V165H189ZM227 166V165H226ZM237 166V167H238ZM252 166V165H251ZM254 166V165H253ZM126 167H128V166H126ZM130 167V168H131ZM164 167V166H163ZM174 167V166H173ZM172 166H171V168H173ZM195 167V166H194ZM211 167H209L208 169H210ZM243 167H244V165H243ZM146 168V167H145ZM155 168V167H154ZM153 168V169H154ZM161 168V167H160ZM165 168V167H164ZM175 168V167H174ZM249 168V167H248ZM114 169V168H113ZM124 169V168H123ZM126 169V168H125ZM138 169V168H137ZM147 169V168H146ZM204 169V168H203ZM212 169V168H211ZM211 169H210V171L208 170V174L211 172ZM236 169H238V168H236ZM242 169H244V168H242ZM257 169V168H256ZM116 170V169H115ZM131 170V169H130ZM140 170H141V168H140ZM144 170V169H143ZM167 170V169H166ZM173 170V169H172ZM215 170H216V168L214 167V169H212V171H214V173H215V175H216V172H215ZM225 170H226V167H225ZM103 171H104V173H103ZM108 171H110L109 169H108ZM108 171H106V173L105 174H109V172ZM123 171V170H122ZM127 171V170H126ZM137 170H135V172H136ZM152 171V170H151ZM192 171H194V170H192ZM239 171H241V169L240 170H238V173H239ZM16 173V174H14V173ZM64 172L65 173H67V177L66 178H64V179H59L58 177H63L65 174H64ZM108 172V173H107ZM112 172V171H111ZM110 172V173H111ZM116 172V171H115ZM128 172V171H127ZM159 172V171H158ZM195 172V171H194ZM202 172V171H201ZM226 173V175L227 176H229V178H230V176H231V174L230 173ZM250 173H251V171H249ZM256 172V171H255ZM62 173L64 174V175H62ZM90 173V174H89ZM122 173V172H121ZM131 173V172H130ZM146 173H147V170H146ZM160 174H161V172H159ZM200 173V172H199ZM234 173H236L235 171H234ZM246 173V172H245ZM59 174H61L60 176H58L57 177V175H59ZM87 174V176H85ZM88 174L89 175H91L90 177H88ZM113 174V173H112ZM127 174V173H126ZM135 173H133L132 175H134ZM137 174V173H136ZM140 174H141V172H140ZM144 174V173H143ZM163 174H165V173H163ZM170 175H171V173H169ZM191 174V173H190ZM202 174V173H201ZM262 174H264V173H262ZM116 175V174H115ZM118 175V174H117ZM120 175V174H119ZM118 175V176H119ZM125 175V174H124ZM139 175V174H138ZM157 175H158V173H157ZM166 175V174H165ZM169 175V176H170ZM176 175V174H175ZM197 175H198V173H197ZM211 175V174H210ZM239 175V174H238ZM237 175V176H238ZM244 175V174H243ZM252 175V174H251ZM259 175V177H258V179L260 178V176H261V174H259V173H256L255 174V176H254V178H253V180L252 181H250L249 183L250 184H253V183H255L256 181H257V176ZM73 176L74 177H78V178H73ZM80 176H84V178L83 179H86V180H83L82 178H80ZM108 176H110V175H108ZM114 176V175H113ZM123 176V175H122ZM121 176V177H122ZM128 176V175H127ZM126 176V177H127ZM130 176V175H129ZM137 176V175H136ZM159 176V175H158ZM192 176H193V174H192ZM195 176V175H194ZM193 176V177H194ZM213 175H211V177H212ZM219 176V175H218ZM236 175H234L233 177L234 178H236L235 177ZM242 175L240 174V179L242 178L241 177ZM245 176V175H244ZM243 176V177H244ZM6 177V178H5ZM65 177V176H64ZM92 177V178H91ZM98 177H96V178H98ZM115 177V176H114ZM138 177V176H137ZM145 177H147L146 175H145ZM167 178H168V176H166ZM174 177V176H173ZM176 177H177V175H176ZM176 177L174 178L175 180H176ZM182 177V176H181ZM185 177V176H184ZM192 177V178H193ZM208 178H210L209 176H207ZM217 177V176H216ZM221 177V176H220ZM225 177V176H224ZM237 177V178H238ZM251 177V176H250ZM5 178V179H4ZM55 178L57 179V180H55ZM80 178V179H79ZM88 178V179H87ZM109 178V177H108ZM113 178V177H112ZM118 178V177H117ZM123 178V177H122ZM128 178V177H127ZM132 178V177H131ZM140 178V177H139ZM186 178V177H185ZM192 178H191V180H192ZM196 178H198V177H196ZM201 178V177H200ZM199 178V179H200ZM206 178V177H205ZM228 178V177H227ZM229 178H228V180H229ZM234 178H232L233 180H234ZM238 178V179H239ZM247 178V177H246ZM251 178V179H252ZM263 178V177H262ZM53 179H54V181H53ZM95 179V178H94ZM103 179V178H102ZM116 179V178H115ZM115 179H114V181H115ZM136 179V178H135ZM213 179V178H212ZM239 179V181L241 182L242 180H240ZM50 180V181H49ZM97 180V179H96ZM99 180H101V178L99 179ZM108 180V179H107ZM124 180V179H123ZM130 180V179H129ZM134 180V179H133ZM140 180V179H139ZM186 180V179H185ZM190 180V181H191ZM211 180V179H210ZM215 180V179H214ZM217 180V179H216ZM216 180H215V183H216ZM236 180V179H235ZM249 180V179H248ZM261 180V179H260ZM263 180V179H262ZM95 181V180H94ZM102 181V180H101ZM121 181V180H120ZM127 181V180H126ZM137 181H138V179H137ZM142 181V180H141ZM200 181H202L201 179L199 180V182ZM206 181V180H205ZM208 181V180H207ZM224 181V180H223ZM222 180H221V182H219L220 183V187L222 186L221 184H223L224 182H223ZM227 181V179H226V177H225V182ZM238 181V180H237ZM239 181H238V183H239ZM50 182V183H49ZM77 182V183H76ZM84 182H85V184H84ZM132 182V181H131ZM142 182H144V181H142ZM180 182V181H179ZM198 182V181H197ZM198 182V183H199ZM213 182V181H212ZM223 182V183H222ZM234 182V181H233ZM247 182V181H246ZM92 182H90L89 184H91ZM127 183V182H126ZM137 183V182H136ZM149 183V182H148ZM242 183H243V181H242ZM248 183V184H249ZM261 183V182H260ZM0 184V185H1ZM5 184V183H4ZM118 184H119V181H118ZM121 184H123V183H121ZM132 185H133V183H131ZM144 184V183H143ZM180 184V183H179ZM190 184H191V182H190ZM200 184H201V182H200ZM205 184H207V183H205ZM225 185H226V183H224ZM224 184H223V186H224ZM257 184V183H256ZM6 185V184H5ZM54 185V184H53ZM94 185V184H93ZM126 185V184H125ZM138 185V184H137ZM141 185L142 184H140V185H138V186H140L141 187ZM172 185V184H171ZM187 185V184H186ZM208 185H210L209 183H208ZM213 185V184H212ZM217 185V184H216ZM264 185V184H263ZM263 185H261V186H263ZM2 186H3V184H2ZM36 186H35V188H36ZM55 186V185H54ZM112 186V185H111ZM118 186V185H117ZM169 186V185H168ZM201 186V185H200ZM200 186L198 187V189H201L200 188ZM207 186V185H206ZM215 186V185H214ZM219 186L217 185V187L219 188ZM5 187V186H4ZM7 187H5L4 189H6ZM140 187L138 188V190H140ZM144 187V186H143ZM150 187V186H149ZM216 187V186H215ZM216 187V188H217ZM231 187V186H230ZM30 188V187H29ZM74 187H73V191H74V193L76 192ZM85 188V187H84ZM83 188V189H84ZM94 188V187H93ZM190 188H191V186H190ZM208 188H209V186H208ZM211 188H212V186H211ZM239 188V187H238ZM251 188V187H250ZM249 188V189H250ZM7 189V190H8ZM83 189H80L81 191L83 190ZM105 189V188H104ZM107 189V188H106ZM165 189V188H164ZM197 189V190H198ZM248 189V190H249ZM254 189V188H253ZM6 190V191H7ZM30 190V189H29ZM79 189H77V191H78ZM96 190V189H95ZM124 190V189H123ZM188 190V189H187ZM216 190V189H215ZM225 190V189H224ZM233 190V189H232ZM6 191L4 190V196L6 195L5 193H6ZM31 191V190H30ZM34 191V190H33ZM50 191V190H49ZM52 191V190H51ZM54 191V190H53ZM84 191V190H83ZM94 191V190H93ZM109 191V190H108ZM122 191V190H121ZM126 191V190H125ZM163 191V190H162ZM186 191V190H185ZM204 191V190H203ZM207 191V190H206ZM213 191V190H212ZM221 191V190H220ZM229 192H230V190H228ZM252 191V190H251ZM27 192V191H26ZM37 192V191H36ZM57 192V193H58ZM72 192V191H71ZM133 192V191H132ZM138 192V191H137ZM164 192H165V190H164ZM197 192V191H196ZM208 192V191H207ZM210 192V191H209ZM214 192V191H213ZM216 192H219L218 191V189H217V191ZM215 192V193H216ZM235 192V191H234ZM242 192V191H241ZM258 192V191H257ZM261 192V191H260ZM15 193V192H14ZM51 193V192H50ZM84 193V192H83ZM111 193V192H110ZM113 193H115V192H113ZM119 193H120V191H119ZM135 193V192H134ZM147 193V192H146ZM177 193H179V192H177ZM181 193V192H180ZM212 193V192H211ZM215 193H214V195H215ZM222 193V192H221ZM232 193V192H231ZM243 193V192H242ZM9 194V196L12 198L13 196L12 195H10V192L8 193V191H7V195ZM28 194H30V192H28ZM32 194H34V193H32ZM36 194V193H35ZM72 194V193H71ZM70 194V196L72 197V195ZM77 194V193H76ZM75 194V195H76ZM90 194V193H89ZM122 194V193H121ZM126 194V193H125ZM206 194V193H205ZM216 194H218V193H216ZM15 195V194H14ZM47 195V194H46ZM45 195V196H46ZM52 195V194H51ZM54 195V194H53ZM74 195V197H72V199L74 200L75 199V197L77 198L78 196H79V198H80V194L77 196H75ZM83 195V194H82ZM95 195V194H94ZM106 195V194H105ZM130 195H131V193H130ZM134 195V194H133ZM196 195H197V193H196ZM201 195V194H200ZM208 195V194H207ZM210 196H211V194H209ZM220 195V194H219ZM224 195V194H223ZM222 195V196H223ZM255 195V194H254ZM264 195V194H263ZM262 195V196H263ZM4 196H3V199H2V197H1V202H2V204H4V205H7V206H4L3 208L4 209H0V264H264V231H263V228H262V231L263 232H261V236H256V235H249V236H245L244 235V233H242V235L243 236H239V234H241V232L240 233H237V232H239L238 230L237 231H235L236 229H231V228H229V226H228V224L229 223H227V224H225V223H218V224H212V221L214 220H210V219H208L210 222H207V223H205L204 221H203V223H204V225H201V227H203V229L202 230H206V232H204V231H202V230H198L199 232L200 231H202V232H200V233H197V236L199 235V236H201V237H208V239L206 240V245H204V247H206L205 249V251H202V249L201 250H199V251H197L196 250V247H195V250H194V244L196 243V241L197 240H195V242L194 241H192V244H191V241H189V244H187L188 246L185 248V250H184V248L181 246V244H182V242H181V244H179V245H176L175 243H176V241H175V243L173 244V246H172V244H169L168 242H165L164 244H162V245H158V243H156V245H154V246H151V245H149V244H147L146 242H144V241H141V242H136L134 239H136V237L134 236L132 239L134 240V242L132 243V244H130V241L131 240H128L127 241V239H122V238H120V239H122L123 241H124V244L122 243V240H121V242H117V240H116V237L114 236V238H112L113 240H104V239H101L100 237H96V238H91V239H89V238H86V235H80V234H82L81 232L83 231L82 230V226L83 227H90V225H91V222H93V220H90V218H88V216H87V214H85V212H84V214H85V216L84 217H82V214H83V212H81V210H80V212H79V206H77L76 204H71V202H73V200H71V199H69V202H67L68 201V197L67 198H65V200L64 201H66V202H62L63 204H57L58 205V207H57V209L53 212V213H51L52 215H51V217L50 218H47V217H49V216H47L48 214L46 213V215H44V216H46V218H47V221H45V223H44V221H43V224L40 222H38V224L36 225V224H34V220H32V221H30V220H27L26 219V217H25V215H24V217L22 218V217H15V216H13L12 215V213H13V208H14V206L13 207H10L11 206V201L9 200V199H7V198H9V196L7 197H5L4 198ZM23 196H24V194H23ZM26 196V195H25ZM29 196V195H28ZM31 196V195H30ZM29 196V197H30ZM68 196V195H67ZM158 196V195H157ZM185 196V195H184ZM204 196V195H203ZM217 196V195H216ZM221 196V197H222ZM230 196V195H229ZM233 196V195H232ZM16 197V196H15ZM20 197V196H19ZM51 197V196H50ZM90 197V196H89ZM88 197V198H89ZM95 197H96V195H95ZM116 197V196H115ZM176 197V196H175ZM189 197V196H188ZM214 197V196H213ZM224 197V196H223ZM235 197V196H234ZM238 197V196H237ZM253 197V196H252ZM255 197H257V196H255ZM10 198V199H11ZM18 198V197H17ZM33 198V197H32ZM93 198V197H92ZM154 198V197H153ZM171 198V197H170ZM217 198H218V196H217ZM247 198V197H246ZM263 198V197H262ZM41 199V198H40ZM57 199H59V198H57ZM62 199V198H61ZM63 199H64V197H63ZM210 199H212V197H210ZM222 199V198H221ZM239 199V198H238ZM8 200L10 201V203H8ZM32 200V199H31ZM146 200V199H145ZM148 200V199H147ZM189 200H192V199H189ZM204 200H206V199H204ZM203 200V201H204ZM220 200V199H219ZM232 200H233V198H232ZM109 201V200H108ZM117 201H118V199H117ZM127 201V200H126ZM175 201V200H174ZM185 201V200H184ZM197 201V200H196ZM207 201H208V199H207ZM221 201V200H220ZM225 201V200H224ZM0 202V203H1ZM24 202V201H23ZM91 202V201H90ZM128 202V201H127ZM135 202V201H134ZM155 202V201H154ZM209 202V201H208ZM227 202H229V201H227ZM226 202V203H227ZM232 202V201H231ZM253 202V201H252ZM257 202H258V200H257ZM34 203V202H33ZM87 203V202H86ZM139 203V202H138ZM163 203V202H162ZM176 203V202H175ZM185 203V202H184ZM225 203V202H224ZM20 204V203H19ZM26 204V203H25ZM50 204V203H49ZM81 204V203H80ZM228 204V203H227ZM253 204V203H252ZM52 205V204H51ZM50 205V206H51ZM144 205V204H143ZM222 205V204H221ZM255 205V204H254ZM262 205V204H261ZM23 206V205H22ZM83 206H84V204H83ZM107 206V205H106ZM149 206V205H148ZM152 206V205H151ZM178 206H180V205H178ZM182 206V205H181ZM189 206V205H188ZM252 206V205H251ZM256 206V205H255ZM0 207H1V205H0ZM7 207H9V208H7ZM31 207V206H30ZM53 207V206H52ZM173 207V206H172ZM191 207V206H190ZM192 207H194V206H192ZM36 208V207H35ZM82 208V207H81ZM94 208V207H93ZM166 208V207H165ZM194 208H196V206L194 207ZM85 208H83L82 210H84ZM228 209V208H227ZM41 210V209H40ZM114 210V209H113ZM148 210V209H147ZM150 210V209H149ZM186 210V209H185ZM196 210V209H195ZM248 210V209H247ZM17 211V210H16ZM22 211V210H21ZM43 211V210H42ZM45 211V210H44ZM50 211V210H49ZM171 211V210H170ZM198 211V210H197ZM219 211V210H218ZM244 211V210H243ZM24 212V210L22 211V213ZM33 212H34V210H33ZM48 212V211H47ZM119 212H121V211H119ZM185 212V211H184ZM188 212V211H187ZM199 212V211H198ZM197 212V213H198ZM207 212V211H206ZM228 212V211H227ZM19 213H20V211H19ZM25 213V212H24ZM29 213V212H28ZM37 212H35V214H36ZM74 213H78L77 215L76 214H74ZM107 213V212H106ZM145 213V212H144ZM207 213H209V212H207ZM240 213V212H239ZM14 214V213H13ZM27 214V213H26ZM39 214H40V212H39ZM42 214V213H41ZM43 214H44V212H43ZM83 214V215H84ZM92 214V213H91ZM153 214V213H152ZM161 214V213H160ZM139 215V214H138ZM208 215V214H207ZM21 216V215H20ZM23 216V215H22ZM33 216H35L34 214H33ZM87 216V217H86ZM93 216V215H92ZM96 216V215H95ZM119 216V215H118ZM177 216V215H176ZM196 216V215H195ZM249 216V215H248ZM261 216V215H260ZM37 217V216H36ZM97 217H101L102 218V220H103V216H100V214H99V216H98V214H97ZM157 217V216H156ZM166 217V216H165ZM183 218H184V215L182 216ZM203 217V216H202ZM211 217V216H210ZM42 218V217H41ZM43 218H45V217H43ZM94 218V217H93ZM100 218V219H101ZM135 218H136V216H135ZM188 218V217H187ZM256 218V217H255ZM37 219V218H36ZM40 219V218H39ZM91 219H92V217H91ZM95 219H97V218H95ZM99 219V218H98ZM137 220H139V223H140V220H142V219H144V217H142V219H141V216L138 218V216H137V218H136ZM164 219V218H163ZM203 219V218H202ZM205 220H206V218H204ZM226 219V218H225ZM230 219V218H229ZM41 220V219H40ZM101 220V221H102ZM104 220H106L107 221V219L105 218ZM132 221H134L133 219H131ZM136 220V222L138 223V221ZM146 220V219H145ZM169 220V219H168ZM183 220V219H182ZM96 221V220H95ZM116 221V220H115ZM127 221V220H126ZM148 221H149V224H152V223H154V222H152V221H150L149 219H148ZM248 221V220H247ZM262 221V220H261ZM97 222H98V220H97ZM104 222V221H103ZM103 222H101L102 224H103ZM150 222H152V223H150ZM157 222V221H156ZM164 222H166L165 221V219H164ZM59 223H61V224H63V227L62 228H59L60 226H59ZM99 223H100V221H99ZM107 223V222H106ZM137 223H132V224H134V225H136ZM137 224V225H139V227L138 228H140L141 226H140V224ZM161 223H163V222H161ZM160 223V226L162 225V227H161V229H164L163 228V224H161ZM178 223V222H177ZM202 223V224H203ZM214 223V222H213ZM217 223V222H216ZM60 224V225H61ZM93 224H94V222H93ZM95 224H96V226H100V224L98 225L96 222H95ZM95 224H94V226H95ZM101 224V225H102ZM148 224V223H147ZM157 224H159V221L157 222ZM167 224V223H166ZM169 224H170V222H169ZM168 224V225H169ZM173 224V223H172ZM184 224V223H183ZM260 224V223H259ZM59 227H58V226ZM194 225H195V223H194ZM240 225V224H239ZM37 226H41V229H42V226H43V228H45L44 230L46 231H48L49 230V228H52V229H55V231H53V230H49L50 232H48L51 236H52V239L51 240H49L48 239V241H44V239L42 240L41 239V237H40V232H37ZM55 226H57V227H55ZM91 226H93V225H91ZM108 226V223H107V225L105 226V227H107ZM115 226V225H114ZM156 226V225H155ZM172 226V225H171ZM170 226V228H171V230H172V228H175L174 226H172L171 227ZM180 226V225H179ZM235 226V225H234ZM36 227V228H35ZM103 227H104V225H103ZM136 226H134V228H135ZM143 227V226H142ZM165 227H166V225H165ZM168 227V226H167ZM166 227V228H167ZM39 228V227H38ZM80 228V229H79ZM86 228V229H87ZM91 228V227H90ZM100 228L102 229V226H100ZM152 228V227H151ZM155 229V231H157L156 230V227H154ZM169 228V227H168ZM168 228H167V230H168ZM184 228H185V226H184ZM250 228V227H249ZM40 229V228H39ZM38 229V230H39ZM78 229H79V231L80 230H82L80 233H79V231H78ZM83 229H85V228H83ZM99 229V227L97 228V230ZM145 229V227L144 228H142V230H144ZM148 229V228H147ZM146 229V230H147ZM160 229V230H161ZM198 229V228H197ZM201 229V228H200ZM94 230V229H93ZM113 230V229H112ZM145 230V231H146ZM148 230H150V229H148ZM148 230L146 231L147 232V234H149L148 233ZM160 230H158V232H157V234L160 232ZM178 230V229H177ZM185 230H186V228H185ZM43 231V229L41 230V232ZM46 231V232H47ZM57 231V232H56ZM87 231V230H86ZM85 231V232H86ZM89 231H90V229H89ZM101 231V230H100ZM151 231V230H150ZM155 231H152V232H154V234L152 233V235H154L155 237H156V235L157 234H155ZM164 231V230H163ZM174 231V229L172 230V232ZM197 231V232H198ZM242 231V230H241ZM112 232V231H111ZM140 232V231H139ZM166 232V231H165ZM248 232V231H247ZM91 233V232H90ZM92 233H93V231H92ZM97 233V232H96ZM94 234V235H97V234ZM104 233V232H103ZM107 233H108V231H107ZM117 233H120L121 234V232H117ZM128 233V232H127ZM126 233V234H127ZM143 233H144V231H143ZM150 233V234H151ZM102 234V233H101ZM109 234V233H108ZM146 234V235H147ZM163 234V233H162ZM171 234V233H170ZM238 234V235H237ZM250 234V233H249ZM252 234V233H251ZM42 235V234H41ZM93 235V236H94ZM106 235V234H105ZM142 235H144V234H142ZM142 235H141V238H142ZM151 235V236H152ZM85 236V237H84ZM120 236V235H119ZM150 236V237H151ZM154 236H152V238L154 239L155 237ZM165 236V235H164ZM183 236V235H182ZM45 237H47V236H45ZM92 237V236H91ZM118 237V236H117ZM131 237V236H130ZM157 237H159L158 235H157ZM161 237V236H160ZM167 237V236H166ZM210 237H212V238H214L215 237V240H213V241H211L210 239H212V238H210ZM165 238V237H164ZM168 238V237H167ZM139 239V238H138ZM150 239V238H149ZM156 239V238H155ZM126 240V241H125ZM132 240V241H133ZM152 240V239H151ZM160 238H159V241L158 242H160ZM165 240H167V239H165ZM203 240V239H202ZM205 240V239H204ZM203 240V242H205ZM131 241V242H132ZM140 241V240H139ZM146 241H147V239H146ZM154 241V240H153ZM162 241V240H161ZM126 242V243H125ZM128 242V243H127ZM144 242V243H143ZM151 242V241H150ZM154 242H157L156 240L154 241ZM164 242V241H163ZM178 242V241H177ZM194 242V243H193ZM203 242H201V245L199 244V243H196L195 244V246L197 245V244H199L200 245V248H202L203 246H202V243ZM122 243V244H121ZM149 243V242H148ZM187 243V242H186ZM139 244H140V247H145L146 246V248H145V250L143 251V249H144V247L143 248H141L142 249V251H139L138 249H136V246H137V248L139 247ZM151 244V243H150ZM142 245V246H141ZM199 245H197V246H199ZM179 246L181 247V249H179ZM186 246V245H185ZM202 246V247H201ZM171 247L173 248L172 250H173V252H171ZM176 247H178V248H176ZM189 247H191V254L189 255V254H185V253H188V250L190 249ZM161 248H162V251H163V248H164V251L165 252H161ZM188 248V249H187ZM180 251H179V250ZM197 249H199V247H197ZM235 249V250H234ZM236 249H241V250H237L236 251ZM168 250H170V251H168ZM180 253H179V252ZM183 251V252H182ZM55 252H63L64 254H66V257H64V256H60V254H59V256H56L55 255ZM171 252V253H170ZM189 255V256H188Z\"/></svg>","mask_w":264,"mask_h":264}]
</instances>
